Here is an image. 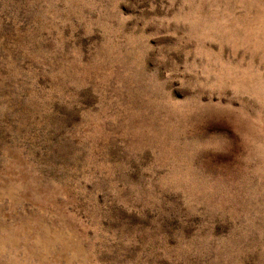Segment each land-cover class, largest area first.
<instances>
[{
  "label": "rangeland",
  "instance_id": "obj_1",
  "mask_svg": "<svg viewBox=\"0 0 264 264\" xmlns=\"http://www.w3.org/2000/svg\"><path fill=\"white\" fill-rule=\"evenodd\" d=\"M0 264H264V0H0Z\"/></svg>",
  "mask_w": 264,
  "mask_h": 264
}]
</instances>
